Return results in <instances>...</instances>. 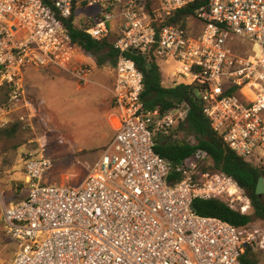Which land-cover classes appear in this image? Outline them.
Returning <instances> with one entry per match:
<instances>
[{"label":"built area","instance_id":"obj_1","mask_svg":"<svg viewBox=\"0 0 264 264\" xmlns=\"http://www.w3.org/2000/svg\"><path fill=\"white\" fill-rule=\"evenodd\" d=\"M83 1L0 0V85L10 87L0 126L14 109H22L20 120L39 116L24 88L27 67L63 69L79 84L90 80L92 67L77 60L82 50L65 24ZM193 1H85L99 11L75 23L94 40L112 37L118 53L110 93L114 134L77 186L47 184L50 158H25L17 198L1 214L16 245L8 264H243L247 248L264 249V232L250 224L193 210L195 198L234 208L243 188L210 169L202 149L177 163L154 150L157 134L178 138L186 108L147 107L143 73L125 55L149 51L157 62L171 60L168 85L195 86L224 143L245 160L264 156V0H207L185 25L166 23ZM244 44L251 47L238 53ZM244 199L241 213L251 208Z\"/></svg>","mask_w":264,"mask_h":264},{"label":"rangeland","instance_id":"obj_2","mask_svg":"<svg viewBox=\"0 0 264 264\" xmlns=\"http://www.w3.org/2000/svg\"><path fill=\"white\" fill-rule=\"evenodd\" d=\"M98 11V4L81 3L76 10V19L79 21L91 17ZM250 47L244 44L237 52L244 54ZM77 60L92 67L91 79L87 83L78 84L74 77L63 69L34 71L28 84L32 90L41 88L43 91L41 98L43 106L38 110L39 116L32 118L31 121L20 120L18 115L22 109H14L9 113L7 122L0 126L1 130L11 128L16 122L19 124L11 135L0 134V264H8L16 251L15 242L3 228L1 214L4 206L17 198L14 189L15 184L23 179L25 158L40 153L50 158L52 165L43 177L47 184L77 186L105 149L112 133L105 120L100 123L92 107L87 104L97 95L93 93L84 95L79 90L95 88L102 92V95L108 94L113 65L105 63L99 66L96 55L85 51H80ZM157 66L162 80H169L173 62L160 60ZM165 84L168 85L167 82ZM33 93L30 92L32 99ZM195 94L199 96L197 90ZM58 103L64 107L66 117L60 115ZM178 137L192 140L189 134L181 131L178 132ZM40 144L43 146L42 149ZM252 163L264 164V156L257 155L252 159ZM245 196H247L245 191H241V198L234 202L235 209L239 210ZM247 213H252V208ZM250 227L264 232V222L260 219L254 218L250 222ZM254 253L256 264H263L264 249L259 248Z\"/></svg>","mask_w":264,"mask_h":264},{"label":"trees","instance_id":"obj_3","mask_svg":"<svg viewBox=\"0 0 264 264\" xmlns=\"http://www.w3.org/2000/svg\"><path fill=\"white\" fill-rule=\"evenodd\" d=\"M143 2L148 6L151 0H143ZM206 3L207 0H194L167 18L166 23L185 25L186 17H194L195 9L206 5ZM82 4L85 5L86 2L83 1ZM75 17L73 8L71 16L65 20L71 43L78 45L82 51L96 55L97 65L109 63L114 66L118 53L112 46V37L101 41L92 39L75 23ZM125 55L133 59L138 69L143 73L144 89L141 96L147 107L166 110L183 105L186 108L185 118L178 123L175 130L189 134L192 140H186L184 137L171 139L165 135L157 134L154 150L172 163L179 162L197 149L206 151L211 162L209 168L230 175L243 188L250 200L252 213H241L230 207L226 201L216 198H195L192 201L193 210L199 215L217 217L234 226L248 225L254 218L264 222V194L258 195L255 192L258 178L264 175V164H253L252 161L237 156L211 129L209 121L202 111V104L195 94L193 84L165 85L157 66V59L152 52L135 54L127 51ZM148 63L151 65L150 67H147ZM9 91L10 87L7 84L0 86V106L8 101ZM18 125L16 122L14 127L3 128L0 130V134L9 136ZM241 260L243 264H256L255 253L247 248Z\"/></svg>","mask_w":264,"mask_h":264},{"label":"crops","instance_id":"obj_4","mask_svg":"<svg viewBox=\"0 0 264 264\" xmlns=\"http://www.w3.org/2000/svg\"><path fill=\"white\" fill-rule=\"evenodd\" d=\"M83 20L84 19L78 21L76 19V23L82 22ZM52 68L53 69H58V68H55V67H44V68H39V69L27 67L25 69L27 71L25 73L26 76L23 75V83H24L26 96H27V98L30 101H32L34 103V105L38 108V110H40V107L43 106V101L41 100L43 91H42L41 88L40 89L39 88L38 89H34V90H32L30 88V85L28 84L29 79H30V75H32L34 71L37 72L40 69H52ZM29 69H31V71H29ZM91 75L92 74H90V79H91ZM163 76L168 77L166 75H163ZM165 82L168 83V80H163L164 84H165ZM112 85H113V66H112V70H111V86L109 88V93L108 94L102 95L101 94L102 92L96 90L95 88H90L89 90H86V91L79 90V92H81L84 95H89L90 93H93V95H97V97H94L93 99H90L91 102H87V104H89V106L92 107V111H93L94 115H96L98 121L100 123H102L105 120L106 124L110 127L112 133L109 136V139H108L107 142H109V140L112 138V136L114 134L113 124H114V120H115V113H114V109L112 108V106L110 104V93H111ZM30 92L31 93L34 92L33 93L34 99H32V97L30 96ZM80 105H83V104H80ZM58 111H59L60 115L66 117V113L64 112L65 109H64V107H62V105L59 106V103H58Z\"/></svg>","mask_w":264,"mask_h":264},{"label":"water","instance_id":"obj_5","mask_svg":"<svg viewBox=\"0 0 264 264\" xmlns=\"http://www.w3.org/2000/svg\"><path fill=\"white\" fill-rule=\"evenodd\" d=\"M132 53L135 54H142L137 50H131ZM151 65L148 63L147 67H150ZM256 194L260 195L261 193H264V175L260 176L257 180L256 188H255Z\"/></svg>","mask_w":264,"mask_h":264}]
</instances>
